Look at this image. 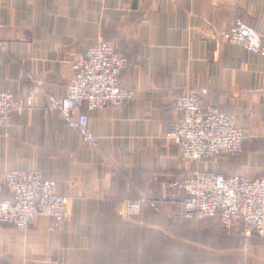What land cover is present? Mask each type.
Wrapping results in <instances>:
<instances>
[{"label": "crops", "instance_id": "1", "mask_svg": "<svg viewBox=\"0 0 264 264\" xmlns=\"http://www.w3.org/2000/svg\"><path fill=\"white\" fill-rule=\"evenodd\" d=\"M238 20L264 44V0H0V91L19 95L30 77L43 90L0 126V201L14 169L41 171L69 199L60 233L47 217L28 230L0 223V264H264V236L185 218L184 197L168 188L203 170L264 177V96L246 93L264 85V56L219 38ZM100 41L128 57L120 78L135 96L90 114L93 147L44 108L48 94H68L74 55ZM184 93L237 117L249 134L240 155L182 160L165 136ZM141 197L159 210L118 215Z\"/></svg>", "mask_w": 264, "mask_h": 264}, {"label": "built area", "instance_id": "2", "mask_svg": "<svg viewBox=\"0 0 264 264\" xmlns=\"http://www.w3.org/2000/svg\"><path fill=\"white\" fill-rule=\"evenodd\" d=\"M219 38L238 44L249 53L264 56L261 36L252 26L239 20ZM7 50L8 45L0 39V53ZM127 65V56L105 41L76 53L74 78L68 94L64 97L47 95L45 113L59 112L83 141L97 147L99 138L90 130V114L104 107L121 108L135 96V91L121 82ZM42 91L36 80L20 96L0 91V126H8L13 113L32 108L34 98ZM246 93L264 96V85L249 88ZM175 114L165 137L177 146L183 161L201 163L215 160L221 153L238 156L243 152L249 135L238 125L236 116L222 112L213 104H205L201 95L179 96L175 101ZM3 185L12 195L0 201V223L28 230L40 217H47L53 220L50 231L63 230L69 214V199L58 191L55 181L44 178L39 170L17 169L4 174ZM168 188L184 192L187 219L218 218L228 228L243 226L247 237L253 233L264 236V177L251 179L205 170L173 179ZM156 205L151 198L142 197L122 203L117 213L129 219L144 207L156 208Z\"/></svg>", "mask_w": 264, "mask_h": 264}, {"label": "rangeland", "instance_id": "3", "mask_svg": "<svg viewBox=\"0 0 264 264\" xmlns=\"http://www.w3.org/2000/svg\"><path fill=\"white\" fill-rule=\"evenodd\" d=\"M5 42V41H4ZM6 43V42H5ZM108 43V42H107ZM7 44V43H6ZM8 51V50H7ZM123 53V52H122ZM124 54V53H123ZM125 55V54H124ZM128 58V57H127ZM128 63H129V59H128ZM23 73V72H22ZM33 80H35L33 77H30V83L33 81ZM28 85H30V84H28ZM27 85V86H28ZM25 89V88H24ZM23 93V92H22ZM21 93V94H22ZM15 94V93H14ZM21 94H16L17 96H20ZM49 95V94H48ZM33 108V107H32ZM31 109V108H30ZM45 109V108H44ZM27 110V109H26ZM54 112V111H53ZM44 113H45V111H44ZM49 113H51V112H49ZM46 114V113H45ZM58 114L61 116V114L58 112ZM61 118H62V116H61ZM237 118V117H236ZM63 119V118H62ZM64 120V119H63ZM237 121H238V119H237ZM11 124V123H10ZM10 124L8 125V126H10ZM239 125V124H238ZM5 127H7V126H5ZM249 135V134H248ZM94 147V146H93ZM244 149V148H243ZM230 156V155H229ZM14 170H17V169H14ZM24 170H29V169H24ZM203 171H205V170H203ZM198 172H200V171H198ZM217 172V171H216ZM193 174V173H192ZM3 178H4V176H3ZM171 190H173L176 194H177V196H179V197H184L183 199L185 200V194H184V192H182V191H179V190H175V189H171ZM10 192V191H9ZM11 193V192H10ZM12 195V194H11ZM11 198V197H10ZM142 198V197H141ZM147 198H149V197H147ZM8 199V198H7ZM152 200H154L155 202H156V208H152V207H144L142 210H141V212L143 211V210H145V209H151V210H153V211H158L159 210V205H158V203H159V201L157 200V199H153V198H151ZM184 200H183V202H184ZM2 201V200H1ZM137 201V200H136ZM183 202H182V207H183V211H184V206H183ZM121 206V205H120ZM68 208H69V206H68ZM119 209V208H118ZM117 212H118V210H117ZM141 212H139L138 214H140ZM137 214H135V215H132L129 219L131 220L132 219V217H134V216H136ZM68 216H69V214H68ZM185 217V216H184ZM186 218V217H185ZM67 219H68V217H67ZM191 220V219H190ZM221 222V221H220ZM65 225V224H64ZM223 225V224H222ZM224 226V225H223ZM224 228L225 229H227V230H233V229H236V228H240L238 225L237 226H234V227H231V228H228V227H226V226H224ZM63 229H64V227H63ZM63 231V230H62ZM62 231H60V232H62ZM239 231V234H241V236L243 237V236H245L244 234H243V230H238ZM60 232H58V233H60ZM253 235H256V236H260V237H263V236H261V235H259L258 233H253L251 236H249V237H252ZM245 237H247V236H245ZM245 264H249V262H246Z\"/></svg>", "mask_w": 264, "mask_h": 264}]
</instances>
